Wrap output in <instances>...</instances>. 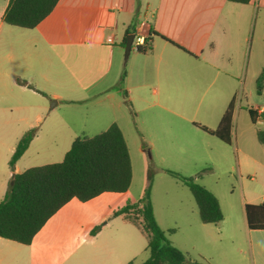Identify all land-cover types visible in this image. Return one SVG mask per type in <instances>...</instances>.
<instances>
[{"label":"crops","instance_id":"obj_1","mask_svg":"<svg viewBox=\"0 0 264 264\" xmlns=\"http://www.w3.org/2000/svg\"><path fill=\"white\" fill-rule=\"evenodd\" d=\"M8 3L0 0V201L13 175L22 172L18 163L31 144L44 134H52L59 110L75 107L81 109L83 129L100 130L108 119L106 129L117 123L128 145L121 117L129 116L146 127V118L188 119L186 114L196 117L202 112L203 119L196 124L215 130L235 100L231 144L193 124L199 140L196 149L209 156L207 136L230 147L234 140L235 150L241 145L240 170L253 169L261 175L264 188V145L258 140V129L247 142L249 130L237 128L245 115L250 117L249 109L259 116L255 124L264 126L260 116L264 100L252 103L250 92L244 107L240 98L244 91L239 94L248 71L251 81L257 83L264 65V0L248 4L230 0H59L54 11L34 29L6 24L3 17ZM151 30L187 52L162 37H154L146 53L139 52L135 38H146ZM130 34L135 38L125 60L124 41ZM109 36L112 41H108ZM153 85L157 88L152 89ZM261 90L264 94V83ZM261 90L257 87L258 93ZM186 103L191 104L187 107L190 110L186 111ZM69 117L75 119L73 114ZM32 129H36V135L12 171L9 161L17 142ZM65 134L72 133L65 130ZM147 134L153 149L157 144L155 132ZM138 135L145 151V138L141 131ZM66 138L72 145L75 138ZM223 144L211 143L218 149ZM209 190L223 209L219 189ZM262 190L246 191L241 184L245 224L240 221V226L251 247L255 246L254 264H264V231L249 229L245 205L264 202ZM226 202L234 207L231 201ZM197 221L195 226L206 234L208 244L216 241L214 229L218 228V237H224L227 231L225 215L218 224ZM43 228L30 245L0 237V264H56L50 245L35 246ZM225 237L233 239V234Z\"/></svg>","mask_w":264,"mask_h":264},{"label":"rangeland","instance_id":"obj_2","mask_svg":"<svg viewBox=\"0 0 264 264\" xmlns=\"http://www.w3.org/2000/svg\"><path fill=\"white\" fill-rule=\"evenodd\" d=\"M245 82V87L242 83L239 87V94L244 91L240 97L242 105L247 106L246 98L250 92L254 96L252 103H261L264 94L262 90L257 92V83L251 81L250 71ZM154 88L157 87L153 85L152 89ZM185 105L186 111L190 110L187 107L191 104ZM59 111L63 115L60 113L58 116L52 134H44L34 141L27 154L19 161L18 168L21 171L61 162L71 147L70 139L67 140L66 137H93L105 131L109 121L106 119L100 130L83 129L79 118L80 107ZM69 114H73L75 119L69 117ZM188 115L186 114L188 119L171 116L146 118L147 128L137 121L136 124L129 116L121 117L133 167V180L129 190L124 193H104L88 202L73 199L48 221L35 239V246L50 245L57 257L56 264H141L149 257L148 235L143 229L142 219L131 222L123 215L114 217L113 213L128 203H141L146 200L147 192L150 191V199L160 227L169 241L186 253L188 258L200 264H254L255 246L251 247L250 239L240 226L241 222L245 224L241 184L246 191L252 189L255 193H261L264 189L262 177L251 168L240 170L238 155L240 157L242 154L241 145L238 144L239 150H235L234 140L230 147L206 135L209 156L197 151L199 140L194 135L193 124L202 121V112L196 117L193 114ZM241 126L249 130L247 142L252 138L254 130L264 129V126L253 124L249 115H245L243 121L238 122L237 128ZM65 130L72 134L68 136ZM139 130L149 150H141ZM148 131L155 132L154 139L157 144L153 149ZM212 142L223 144L224 147L218 149L217 145H211ZM166 170L194 178L208 189H219L217 193L223 205L227 231L223 232L224 237H218V228L213 230L216 237L214 245L208 244L206 234L195 226L196 220L199 224L202 223L190 190ZM11 182L10 179V185ZM97 226L101 229L93 236L92 230ZM170 230L175 231L171 233ZM227 233H232L233 239L226 238Z\"/></svg>","mask_w":264,"mask_h":264},{"label":"trees","instance_id":"obj_3","mask_svg":"<svg viewBox=\"0 0 264 264\" xmlns=\"http://www.w3.org/2000/svg\"><path fill=\"white\" fill-rule=\"evenodd\" d=\"M248 4L251 0H230ZM59 0H9L4 13V22L24 29H34L56 8ZM154 37H162L151 30L145 38V45L138 51L146 53L151 49ZM170 44L184 50L176 43L162 37ZM125 39L124 44H126ZM187 52V51H186ZM125 74L122 76L123 82ZM264 83V65L257 79L258 91ZM235 100L229 104L219 126L211 130L195 124L203 131L231 144L232 122ZM252 122L258 119L256 111L249 109ZM264 118V112L261 113ZM36 129L26 132L17 142L10 158L9 167L14 171L16 163L27 151ZM257 137L264 145V129H258ZM145 147V146H144ZM173 178L183 183L191 192L198 207L200 220L205 224H218L224 214L218 198L204 185L191 177L166 170ZM133 180L130 151L124 134L117 123L93 137H76L58 163L30 167L12 177L14 182L0 201V237L23 245H30L35 236L62 207L72 199L88 202L103 193L127 192ZM248 227L253 231H264V202L246 204ZM114 217L124 215L132 222L142 219L143 229L148 235L149 257L141 264H200L188 258L187 254L174 246L160 227L150 199L141 203H128L113 213ZM101 227L92 230L94 236ZM175 230H170L173 233ZM208 263V261L201 257Z\"/></svg>","mask_w":264,"mask_h":264},{"label":"water","instance_id":"obj_4","mask_svg":"<svg viewBox=\"0 0 264 264\" xmlns=\"http://www.w3.org/2000/svg\"><path fill=\"white\" fill-rule=\"evenodd\" d=\"M134 38H135L134 34H130V35H128V37H127V41H126V45H125V60H127L128 57H129V54H130L131 49H132V44H133ZM13 183H14V182L12 181V182H11V185H12ZM246 219H247V217H246ZM247 222H248V221H247Z\"/></svg>","mask_w":264,"mask_h":264},{"label":"built area","instance_id":"obj_5","mask_svg":"<svg viewBox=\"0 0 264 264\" xmlns=\"http://www.w3.org/2000/svg\"><path fill=\"white\" fill-rule=\"evenodd\" d=\"M112 40H113L112 36H109L108 37V41H112ZM135 43H136L137 49H139V47H143L145 45V38H144V36H142V35L137 36L135 38ZM147 51H148V49H147ZM262 112H264V109L261 110V113ZM259 122L261 123V121H259Z\"/></svg>","mask_w":264,"mask_h":264}]
</instances>
